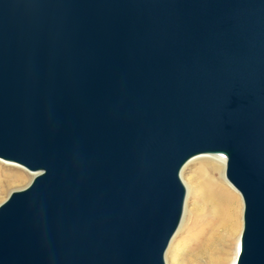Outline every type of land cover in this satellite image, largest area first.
Wrapping results in <instances>:
<instances>
[{
	"label": "water",
	"instance_id": "95a60500",
	"mask_svg": "<svg viewBox=\"0 0 264 264\" xmlns=\"http://www.w3.org/2000/svg\"><path fill=\"white\" fill-rule=\"evenodd\" d=\"M201 154L264 264V0H0V264H167Z\"/></svg>",
	"mask_w": 264,
	"mask_h": 264
},
{
	"label": "bare ground",
	"instance_id": "6f19581e",
	"mask_svg": "<svg viewBox=\"0 0 264 264\" xmlns=\"http://www.w3.org/2000/svg\"><path fill=\"white\" fill-rule=\"evenodd\" d=\"M196 161L208 164L211 172H217L218 176L209 174L206 179L203 187L204 204L194 214L189 234L179 243V257L183 259L178 264H226L223 256L238 243L242 233L243 198L227 178L231 187L226 183L227 159L224 155H197L185 167ZM17 179L21 180L22 175L8 177L7 183ZM5 186L2 184L0 190ZM236 261L237 256L233 258L232 264H236Z\"/></svg>",
	"mask_w": 264,
	"mask_h": 264
},
{
	"label": "rangeland",
	"instance_id": "374dc122",
	"mask_svg": "<svg viewBox=\"0 0 264 264\" xmlns=\"http://www.w3.org/2000/svg\"><path fill=\"white\" fill-rule=\"evenodd\" d=\"M16 174H21L22 179L15 180L10 184L7 183V178ZM217 177L218 173L211 172L210 166L208 164L196 161L191 163L182 170V179L187 188V196L184 207V215L180 226L173 236L168 249L166 251L165 259L167 264H178L182 262L181 257H179V243L182 242L184 238L189 234L190 226L192 223V218L196 212H199L204 204V184L208 175ZM35 176V172L27 169L26 167L8 160L0 158V187L1 185H6L4 189L0 190V203L3 202L9 194L16 189H21L27 186ZM226 180V177H225ZM228 186L231 187L230 183L226 180ZM233 187V186H232ZM242 197V196H241ZM243 201V199H242ZM244 211V202H243ZM243 211H242V229H243ZM242 232V231H241ZM241 236L238 243L228 251L226 255L223 256L226 264H232L234 257H238L240 251ZM180 251V252H179ZM216 257V256H215ZM180 258V259H179ZM217 258V257H216ZM206 264V263H201ZM208 264V263H207Z\"/></svg>",
	"mask_w": 264,
	"mask_h": 264
}]
</instances>
